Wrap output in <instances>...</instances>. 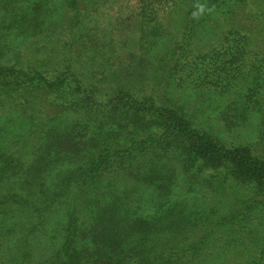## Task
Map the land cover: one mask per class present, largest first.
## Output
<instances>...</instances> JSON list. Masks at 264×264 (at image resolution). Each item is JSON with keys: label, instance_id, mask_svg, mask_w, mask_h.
<instances>
[{"label": "trees", "instance_id": "obj_1", "mask_svg": "<svg viewBox=\"0 0 264 264\" xmlns=\"http://www.w3.org/2000/svg\"><path fill=\"white\" fill-rule=\"evenodd\" d=\"M249 1L0 0V264H264ZM177 91L226 102L214 123Z\"/></svg>", "mask_w": 264, "mask_h": 264}, {"label": "rangeland", "instance_id": "obj_2", "mask_svg": "<svg viewBox=\"0 0 264 264\" xmlns=\"http://www.w3.org/2000/svg\"><path fill=\"white\" fill-rule=\"evenodd\" d=\"M249 2H252L253 4H256V6H251V5H246L245 6V11L246 13L244 14V16H247V21L248 23L251 24L252 28H254L255 30L259 29L261 30V28L264 26V23L263 21H261V17L259 16H256V14L254 13H264V5H258L257 3H255V0H251ZM251 6V9H249V7ZM184 11L183 9H180L178 10L175 14H173L171 17L168 18V26H167V31L170 32V34L168 35V39L163 41L161 43V45L159 44L157 49L159 52H162L163 50H165L167 47L169 46H173V42L175 41L176 37L179 35L177 34V32H179L180 30V23H181V19H182V15H183ZM223 22L221 20V18H216L214 19V17L211 18L210 20V27H211V32L210 34L203 40H199L197 41V45L194 47L195 52L194 53H198L199 50L201 49H205L208 47V41L204 42V40H206L207 38H209V36H213L214 32H215V29L216 28H221ZM29 47V46H27ZM193 49V50H194ZM148 70V69H147ZM149 72V75L152 76L153 75V70H151V68H149L148 70ZM148 79L151 81H153V78L149 77L148 76ZM175 96L178 100H181L184 102L187 103V104H190V114L196 118L198 116H200L202 114V112L209 106H211V108L209 109H214V114H210L208 117L209 119H213L211 121H213L215 123V118H217V111L216 109L219 107V108H222L223 104H225L226 101H222L220 98H218L217 96H214L212 97V99L210 101H208V96H202L201 94H186L184 93V91L182 92H179L177 91L175 93ZM221 97V96H219ZM223 98V97H222ZM214 101V103H213ZM215 106H217V108H215ZM214 123H211V124H214ZM214 127L216 125H213ZM115 181L122 185V182H120L119 179H115ZM237 253L234 252V250H228L226 251L222 256L220 257H215L213 258L212 260H209L207 262L201 260L199 261L198 264H225L226 260H228L227 264L228 263H232L235 261V255ZM184 264V263H183Z\"/></svg>", "mask_w": 264, "mask_h": 264}]
</instances>
